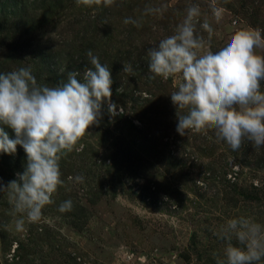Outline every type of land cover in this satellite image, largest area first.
Listing matches in <instances>:
<instances>
[{"label": "rangeland", "instance_id": "rangeland-1", "mask_svg": "<svg viewBox=\"0 0 264 264\" xmlns=\"http://www.w3.org/2000/svg\"><path fill=\"white\" fill-rule=\"evenodd\" d=\"M116 3L107 8H89L77 5L76 0H62L56 13H49L48 23L44 17L45 25L39 27V32L24 37L22 50L27 66L39 64L34 58L35 50H39L45 58L42 66H70L72 60L75 71L81 74L83 67L91 66L87 52L92 50L109 67L112 78H120L116 92L132 88V98L152 102L141 113L142 119L133 113V103L127 102L125 110L122 107V114L140 132L132 131L135 138L129 140V124L109 116L108 136H104L103 129L96 132L92 130L94 125L90 126L87 138L77 145H83L81 150L85 149L86 154L74 151L67 164L60 165L64 183L53 195L52 204H60L65 196L80 202L88 215L80 231L69 226V217L46 207L38 223L25 220L24 230L17 231L15 221L19 217L11 214L7 193H0V264H216L226 246L216 233L229 219L243 216L264 225V146L258 148L245 140L239 150L233 151L211 130L179 135L176 111L186 114L187 110H176L171 102L178 78L165 81L157 77L155 87L147 83L155 79L138 77L148 66L147 50L171 35L186 8L193 4L201 9L200 22L207 18L212 23V51L223 47L235 32L254 27L236 0ZM160 7L165 8L162 15L145 14L147 8ZM213 7L220 10L219 23L213 18ZM129 17L138 20L140 26L124 24ZM197 30L209 40L199 25ZM261 30L263 33L264 27ZM119 54L132 56L134 64L127 62L133 69L131 73L124 71L128 66L125 62L116 61L123 58ZM113 66L119 68L117 74H113ZM145 133L155 146L141 153L130 143L140 144ZM102 142L129 146L123 152L130 162L120 166V161L107 155V145L103 147ZM135 158L140 165L132 167L128 163ZM134 172H146L147 180L135 177ZM17 173L10 180L2 176L1 184L6 186L17 179ZM77 175L84 177L83 183L74 181ZM230 184L236 185L238 192L243 191L245 197L256 192L258 199L246 201L239 193L232 194ZM144 186L149 187L146 194ZM232 243L237 241L233 238Z\"/></svg>", "mask_w": 264, "mask_h": 264}, {"label": "clouds", "instance_id": "clouds-1", "mask_svg": "<svg viewBox=\"0 0 264 264\" xmlns=\"http://www.w3.org/2000/svg\"><path fill=\"white\" fill-rule=\"evenodd\" d=\"M116 0H76L85 7H111ZM165 8H147L145 14L162 15ZM219 23L220 10L212 8ZM201 9L193 4L171 35L165 36L147 50L148 79L157 77L167 81L178 78V87L170 94L177 109L176 131H213L233 150L241 148L245 140L256 147L264 146V34L259 28H245L235 32L217 51L211 50L212 23L200 22ZM124 24L140 26L131 17ZM199 28L208 34L206 41ZM91 67L81 74L68 71L66 80L55 86L38 83L31 66L0 73V151L15 154L17 145L23 148L26 164L17 179L0 193H7L17 231L24 230L25 220L38 223L45 206L54 203L52 197L63 185L60 161L78 148L90 126L99 125L102 110L107 105L110 117L123 113L112 102V76L107 65L88 50ZM61 73L65 71L62 67ZM125 72L133 71L131 65ZM122 88L117 92H122ZM12 130L10 138L4 130ZM83 183L84 177H74ZM73 209L72 200L63 201L58 211ZM226 242L222 257L216 264H262L264 262V225L243 216L229 219L216 233ZM233 238L237 244H233Z\"/></svg>", "mask_w": 264, "mask_h": 264}, {"label": "trees", "instance_id": "trees-1", "mask_svg": "<svg viewBox=\"0 0 264 264\" xmlns=\"http://www.w3.org/2000/svg\"><path fill=\"white\" fill-rule=\"evenodd\" d=\"M62 2V0H0V73H7L9 71L17 70L21 67H28V61L24 60L27 59L25 52L22 50V44L25 39L32 33L39 32V27H44V17H46V23L49 22L48 16L49 13L53 14L56 13V11L59 9V5ZM237 6L239 7L240 11L243 13L245 17H247L249 24L254 28H263L264 27V0H236ZM117 4V3H115ZM114 4V5H115ZM260 19H263V22L260 21ZM110 27L107 26V29ZM264 34V32L262 33ZM39 50H35L34 58L39 60V64L37 66H31L33 70V74L35 75L38 83H47L49 86H55L58 83L66 80L67 72L68 71H75L76 66H72V60L69 64L70 66H50V64H46V66H42L45 64V58L43 56V53H38ZM73 56V55H72ZM119 56L123 57L121 59H117L118 62H125L124 65L127 64L129 61L130 64H134L135 61H132L129 54H119ZM90 63V62H89ZM130 64H127L128 66ZM64 68L65 71L61 73L60 69ZM82 67V66H80ZM85 67H91V66H85ZM147 68V69H146ZM141 70V74L138 76L139 79L143 77L150 76L148 72V66ZM85 68L83 67V70ZM119 72V68L117 66H113V74H117ZM144 73H147L144 75ZM118 79L114 77L112 78L113 84H112V97L111 100L113 103L118 105L120 108L123 107L125 110L126 103L131 102L133 103L132 111L135 116L138 117V119H142L141 113L145 110L147 106H149L152 102L150 99H136L132 98V88L129 90V92H123V93H117L116 88L118 86ZM148 79V78H147ZM150 80V79H148ZM156 82L155 80H151L147 83L149 85H156L154 84ZM120 86V85H119ZM118 86V87H119ZM119 107L117 109H119ZM118 112V110H117ZM119 113V112H118ZM138 114V115H137ZM152 114V113H151ZM182 114V113H180ZM140 115V116H139ZM134 116V117H135ZM109 114L107 112V105L103 107L102 110V118L99 122V125H94L92 130L99 132L103 129L104 136H108L109 134ZM127 117L123 114H119L115 117H112V120L121 121L122 124H129V126L126 128L127 134L129 135V140L134 139V134H132V131L140 132L135 126L132 125L130 121L126 119ZM118 128V127H117ZM10 138H14V133L11 129L5 127L4 129ZM121 131V130H118ZM120 133V132H119ZM120 135H124V133H120ZM84 138H87L84 136ZM83 139V138H82ZM108 140V138H106ZM142 142L138 144L136 142V145L134 141L130 143L133 146L136 147V151H142L146 152V149L148 147H154L155 144H152L153 142L150 141L147 138V133H145L142 137ZM103 144V142H102ZM104 144L107 145V142ZM103 144V147L105 146ZM79 145V144H78ZM122 143H115L111 142V145H107V148H105V151L107 155H111V157L115 160L120 161L119 165L123 166L125 162H130V159L126 157L125 152L123 150H127L130 148L127 146L124 148L121 146ZM124 148V149H123ZM116 149V150H114ZM75 151V150H74ZM72 152L68 154L66 157L62 158L60 161L61 164H67V160H70L72 155L75 154V152ZM83 151V152H82ZM82 154H86L85 149L81 150ZM78 152V153H80ZM26 164V155L24 153V150L22 147L17 145V150L15 154H7L2 151H0V181H2V176L5 175L3 180L5 178L9 179L14 176L16 172L22 173L24 170V166ZM130 166L140 165V162H138V159L135 158L134 161L130 164ZM136 168V167H134ZM5 169V170H2ZM143 169H140L138 171H141ZM132 175L136 176H142L143 179L147 178L146 172H134ZM146 177H145V176ZM147 180V179H146ZM148 183V182H147ZM1 184V182H0ZM232 185L230 187L232 194H238L239 196L244 193L239 189V192L237 190L236 185ZM145 190H143V194H146L149 190L148 186H144ZM244 199L246 201H255L258 199L257 193H249L246 197L244 196ZM69 200L66 196L61 199L60 204L63 201ZM60 204H50V206H45L46 210L49 209H57ZM66 215V217H69L70 220H68L69 226L77 231H80L84 228L86 225V222L88 220V215L86 213V210L84 207L80 204V202H73V209L69 212L62 213ZM78 215V216H77Z\"/></svg>", "mask_w": 264, "mask_h": 264}]
</instances>
